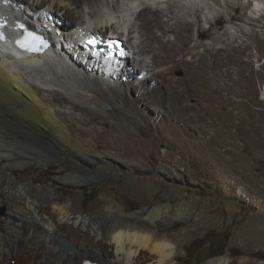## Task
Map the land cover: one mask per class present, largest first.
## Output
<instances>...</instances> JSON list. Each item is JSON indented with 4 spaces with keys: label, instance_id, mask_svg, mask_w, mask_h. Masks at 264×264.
Listing matches in <instances>:
<instances>
[{
    "label": "bare ground",
    "instance_id": "bare-ground-1",
    "mask_svg": "<svg viewBox=\"0 0 264 264\" xmlns=\"http://www.w3.org/2000/svg\"><path fill=\"white\" fill-rule=\"evenodd\" d=\"M202 1L203 5L197 0H0V20L7 23L0 30L5 36L0 40V161L6 157L14 159V163L5 164L0 170V204H6L11 215L19 217L18 222L10 218L3 223L0 219V264H86L91 259L98 264H176L178 246L157 222L167 215L183 216L187 210L185 203L175 207L177 214L172 213V206L155 207L148 211L147 222L141 218L117 216L101 220L95 214L85 213L79 205L64 204L52 195L46 194L41 201L28 184L18 182L13 185L8 167H20L30 159L55 158L79 179L114 171L100 155L91 157L97 148H92L94 145L88 139L91 134L81 127V123H108L104 134L113 141L121 139V135L133 134L128 132L133 126L154 137L162 127L167 128L164 137H178L177 128L193 136L201 134L202 123L209 117L205 108L208 101L199 96L196 83L207 80L209 88L216 90V96L221 98L223 95L226 105L230 106L232 96L239 95L243 86L231 75H242L251 65L248 60L250 44L236 43L249 36L245 28H248L247 23L251 24V18L245 20V26H239L241 36L232 35L227 29L224 35L216 38L226 43L227 57L223 55L225 50L211 44H205L206 47L202 43L191 45L194 23L184 14L172 17L170 10L178 3H184L183 10L188 13L193 10L199 22L201 8L212 9L213 2L222 3L221 0ZM243 1L224 0V3L228 10H237ZM44 2L48 4L46 7ZM84 5L90 8L91 21ZM73 6L79 15L76 23L69 21L70 15L57 10V7L71 9ZM143 14L157 16L158 22L154 24L153 18H145ZM262 16L264 13L254 19L260 20ZM172 19L176 20L172 22ZM223 19L220 14L217 22ZM231 19L244 21L238 14ZM155 25L160 29L159 35L153 34ZM58 29L63 33L60 38L57 37ZM28 32L43 35L49 47L41 52H27L12 45ZM127 33L129 37H126ZM135 33L139 34L137 41L131 43L129 38ZM171 33L174 39L168 38ZM90 34H101L108 41L115 36L124 39L125 49L132 55L123 59L124 65L119 69L108 63L109 59L104 55L93 59L86 57L81 43L82 38L86 39ZM196 47L204 49L194 53ZM106 53L112 54L111 51ZM188 54L192 57L187 58ZM128 63L133 67L126 66ZM102 64L107 72L102 70ZM32 65L36 67L29 71L28 67ZM178 68L186 70V77L176 83L172 75ZM35 69L40 71L37 73ZM56 75H61L64 82L60 77L57 80ZM134 75L138 76L133 81L136 88L128 79ZM76 77L81 79L77 80L79 83L73 81ZM171 79L174 84L165 81ZM111 96L125 103V108H112L108 114L114 122H108L97 109L106 102L111 103ZM56 97L69 106V113L54 106L51 99ZM194 97L199 98L196 105L189 103ZM147 104L155 107L149 109ZM78 112L81 118L74 120ZM87 155L91 164L84 160ZM147 173L148 178L131 181L133 192L139 193L137 188L143 182L146 185L142 192L149 186L160 185L161 180L153 178L158 175L156 169ZM168 175L172 176L171 173ZM182 200L185 202L184 198ZM59 239H66L76 251L70 253L61 249ZM206 264L251 262L246 257L232 260L223 256Z\"/></svg>",
    "mask_w": 264,
    "mask_h": 264
},
{
    "label": "rangeland",
    "instance_id": "rangeland-1",
    "mask_svg": "<svg viewBox=\"0 0 264 264\" xmlns=\"http://www.w3.org/2000/svg\"><path fill=\"white\" fill-rule=\"evenodd\" d=\"M197 1L200 5L204 4L202 0ZM220 2L222 3L213 2L212 9L201 8L199 22L193 10L190 13L183 10L184 3H178L177 7L170 10L172 17L184 14L194 23L191 32L192 46L202 43L206 47L205 44H211L217 49L225 50L224 57L228 55L226 43L223 39L216 38L224 35L227 29L232 35L241 36L239 26H245V20L251 18V24L247 23L248 28H245L249 36L236 42L250 44L248 60L251 65L242 75H231L233 80L243 85L239 95L231 94L232 105H226L227 100L223 95L218 98L216 90L209 88L207 80L202 79L196 83L199 96L208 101L205 108L209 117L202 123L201 134L193 136L175 125L178 137H164L163 133L167 129L164 127L154 137L133 126L128 130L133 134L121 135V139L113 141L104 134L108 123L101 121L83 125L80 122L81 127L91 134L88 139L94 145L92 148H97L91 157L100 155L102 161L113 167L114 171L89 179H79L70 174L55 158L45 161L30 159L20 167H8L13 185L18 182L28 184L41 201H44L46 194L49 197L52 195L64 204L79 205L85 213L95 214L101 220L117 216L141 218L147 222L148 211L155 207L172 206V213L177 214L175 207L185 203L187 210L183 216L167 215L163 221L157 222L178 246L179 259L176 264H206L211 259L223 256H229L232 260L246 257L251 264L264 263V16L260 20L254 19L264 13V0H244L237 10H228L224 0ZM47 5L46 2L43 3V6ZM187 7L193 8L188 5ZM83 9L88 13L90 8L84 5ZM57 10L70 15L69 21L78 22L79 15L75 6L71 9L57 7ZM220 14L224 19L217 22ZM235 14L242 16L244 21L232 20L231 17ZM87 15L91 21L92 15ZM143 16L153 18L154 24L158 22L157 16ZM175 20L172 19V22ZM184 26L186 25L183 22V28ZM153 34H160L157 25L153 28ZM138 35L135 33L130 36L131 43L137 41ZM126 37H129L128 33ZM168 38L174 39V35L171 33ZM204 47H196L193 52L203 51ZM191 57L192 54L187 55V58ZM126 66L133 67L129 63ZM35 67L29 66L28 70ZM35 71L38 73L40 70ZM45 73L52 77L48 70ZM135 75L128 79L133 82L138 77ZM167 76L170 75L167 73ZM172 76L179 83L186 77V70L178 68ZM59 77L61 75H56L55 78L59 80ZM101 77L104 79V75ZM33 78L38 82L36 75ZM60 80L63 81V78ZM77 80L81 79L73 78V81L78 82ZM165 81L169 84L175 83L172 79ZM133 87L138 86L133 82ZM56 88L63 90L61 86ZM198 97L191 98L189 103L196 105ZM111 99V103L106 102L110 106L109 110L97 107L108 122H114L107 117L112 108H125V103L120 98L111 96ZM51 100L56 108L65 113L70 112L69 106L61 98ZM147 105L149 109L155 107ZM79 118L80 112L73 117L74 120ZM145 141L146 144H142ZM13 160L8 157L1 160L0 170L5 164L14 163ZM84 160L91 164L88 155ZM154 169L158 171V175L153 178L160 179V185L149 186L142 192L146 185L143 182L137 188L139 193L133 192L131 181L148 178L147 171ZM170 173L172 176L168 175ZM7 183L8 181L5 182ZM87 190L89 192L84 193ZM3 197L6 200V196ZM10 218L14 222L19 220L17 215H11L6 204H0V219L5 223ZM225 246L226 249L221 254ZM235 251L239 254L235 255ZM29 255L38 258L37 255ZM90 261L98 263L96 260Z\"/></svg>",
    "mask_w": 264,
    "mask_h": 264
},
{
    "label": "snow or ice",
    "instance_id": "snow-or-ice-1",
    "mask_svg": "<svg viewBox=\"0 0 264 264\" xmlns=\"http://www.w3.org/2000/svg\"><path fill=\"white\" fill-rule=\"evenodd\" d=\"M3 25H0L2 27ZM23 27V25H21ZM0 38H3V34L0 33ZM43 40L41 37L35 35L32 32H28L21 40L17 41V44L24 48L25 50L38 51L39 47L43 45ZM90 43H95V41H90Z\"/></svg>",
    "mask_w": 264,
    "mask_h": 264
},
{
    "label": "water",
    "instance_id": "water-1",
    "mask_svg": "<svg viewBox=\"0 0 264 264\" xmlns=\"http://www.w3.org/2000/svg\"><path fill=\"white\" fill-rule=\"evenodd\" d=\"M0 61H1V56H0ZM101 108L105 111L110 109V106L106 103H104ZM59 246L62 248L64 251L67 252H75L76 249L66 240V239H59ZM95 260V259H91Z\"/></svg>",
    "mask_w": 264,
    "mask_h": 264
},
{
    "label": "trees",
    "instance_id": "trees-1",
    "mask_svg": "<svg viewBox=\"0 0 264 264\" xmlns=\"http://www.w3.org/2000/svg\"><path fill=\"white\" fill-rule=\"evenodd\" d=\"M89 192V190H87V191H85L84 193H88ZM90 193H91V191H90ZM226 249V246L224 247V248H222V253L221 254H223V251ZM236 253H235V255H238L239 254V252L238 251H235ZM218 254H219V252H218ZM187 255H188V253H187ZM211 257H213V255H211Z\"/></svg>",
    "mask_w": 264,
    "mask_h": 264
}]
</instances>
